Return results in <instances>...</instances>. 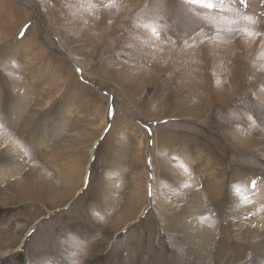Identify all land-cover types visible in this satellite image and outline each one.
Listing matches in <instances>:
<instances>
[{"label":"rangeland","instance_id":"rangeland-1","mask_svg":"<svg viewBox=\"0 0 264 264\" xmlns=\"http://www.w3.org/2000/svg\"><path fill=\"white\" fill-rule=\"evenodd\" d=\"M263 94L264 0H0V264H264Z\"/></svg>","mask_w":264,"mask_h":264},{"label":"bare ground","instance_id":"bare-ground-1","mask_svg":"<svg viewBox=\"0 0 264 264\" xmlns=\"http://www.w3.org/2000/svg\"><path fill=\"white\" fill-rule=\"evenodd\" d=\"M66 11V10H65ZM83 11V10H82ZM71 13V12H70ZM53 16V15H52ZM49 20V19H48ZM52 20V19H51ZM32 33V32H31ZM34 34V33H33ZM30 38V37H29ZM31 39V38H30ZM29 39V40H30ZM24 40V39H23ZM27 40L25 39L24 41H22V42H26ZM25 45H26V43H24ZM23 44V45H24ZM29 46H30V44H29ZM17 48V47H16ZM31 50H33V49H31ZM72 61H74L75 62V64H79V61H76V60H74V59H72ZM158 61V60H157ZM82 68V67H81ZM85 73V72H84ZM264 95V94H263ZM16 96V95H15ZM120 117H121V115H120ZM118 123V122H117ZM129 123V122H128ZM116 125V124H115ZM119 125V124H118ZM106 126V125H105ZM117 127V126H116ZM122 127V126H121ZM104 128V127H103ZM134 128V127H133ZM119 129V128H118ZM114 130V129H113ZM117 130V129H116ZM124 130V129H123ZM138 131V130H137ZM110 133H111V131H110ZM119 133V132H118ZM158 134H159V132H157ZM100 135V134H99ZM2 136V135H1ZM118 136V135H117ZM142 137V136H141ZM141 140V139H140ZM153 140V139H152ZM155 140V139H154ZM111 141V140H110ZM138 141H139V139H138ZM150 143V142H149ZM140 145V144H139ZM138 145V146H139ZM146 146V145H145ZM148 146V145H147ZM153 146V145H152ZM151 146V147H152ZM141 147V146H140ZM18 147H17V145L15 146L13 143H12V141H10V140H6V139H4L3 138V136L2 137H0V152H2V153H9L10 155L9 156H12V157H16L17 155H18V149H17ZM138 148V147H137ZM147 148V147H146ZM91 151V150H90ZM56 152V151H55ZM17 153V154H16ZM168 153V152H167ZM156 154V153H155ZM18 157V156H17ZM139 157V156H138ZM133 158V157H132ZM134 159V158H133ZM167 159V158H166ZM53 161V160H52ZM134 162V161H133ZM137 163H139V162H137ZM2 164V163H1ZM140 164V163H139ZM168 164V163H167ZM164 165V164H163ZM169 165V164H168ZM157 166V165H156ZM159 166V165H158ZM171 166V165H170ZM173 166V165H172ZM179 167V166H178ZM3 168V167H2ZM1 168V169H2ZM175 168V167H174ZM5 169V168H4ZM3 170V169H2ZM162 170V169H161ZM174 171H175V169H173ZM144 171V170H143ZM177 172V171H176ZM3 173H5L4 171H3ZM33 175V174H32ZM148 175V174H147ZM179 175V174H178ZM138 177V176H137ZM180 177L181 178H183V180H185L187 183H189V184H191L192 182H191V178L189 177V176H187V175H183V174H180ZM178 179V178H177ZM214 179V178H213ZM16 180V179H15ZM15 180H14V182H15ZM182 180V179H181ZM212 180V179H211ZM210 180V181H211ZM221 180H222V177H218L217 178V180L215 181V182H217V183H213L212 182V187H211V192H213L212 194L213 195H216V189L218 190V188H217V186H219L220 184H221ZM2 181V180H1ZM156 178H155V182H153L152 183V185H153V187H151L150 188V191H151V194H153L154 193V189H155V186L157 185V183H156ZM157 182H159V181H157ZM160 183V182H159ZM211 186V185H210ZM209 187V186H208ZM156 192L157 191H159L158 190V188L156 187ZM29 191H30V186H29ZM199 194V193H198ZM158 195V201H155V203H158L159 204V206H160V211H161V209H162V211L163 212H166V213H169L167 210L168 209H170L169 208V206L167 205V202L168 201H166L165 199H164V197H161V194L160 193H158L157 194ZM202 195V194H201ZM200 195V196H201ZM141 196H143V195H141ZM193 196H195V194L193 195ZM189 197V196H188ZM196 197V196H195ZM215 197V196H214ZM213 198V197H212ZM148 199V198H147ZM200 199V198H199ZM195 200V199H194ZM152 202H153V200H152ZM254 204H258V203H256V202H254V201H252ZM141 203V202H140ZM137 204V203H136ZM196 204V205H195ZM199 204V205H198ZM138 205V204H137ZM198 205V206H197ZM201 205V207H202V203H201V200H196V202L194 203V204H189L188 206H189V208H192V207H194L195 208V210L197 211L198 210V207ZM122 207V206H121ZM126 207H128V206H126ZM200 207V208H201ZM143 208V207H142ZM136 210H138V209H136ZM159 210H156V209H152L151 210V213L152 212H154V214H155V217H157L156 216V214H158V213H160L159 212ZM202 210V209H201ZM255 212V207H253V206H249V205H247L246 207H245V212H243L244 214L246 213V214H252V213H254ZM259 212V211H258ZM259 213H261V212H259ZM153 214V213H152ZM240 214H242V213H240ZM262 214V213H261ZM160 215H162V214H160ZM170 215V214H169ZM264 215V214H263ZM240 216V215H239ZM161 217H163V218H167L168 216H161ZM157 218H160L159 217V214H158V217ZM242 220H244V217L242 218ZM138 221V220H137ZM173 221H175L174 220V218H173ZM229 228V227H228ZM238 228V227H237Z\"/></svg>","mask_w":264,"mask_h":264},{"label":"crops","instance_id":"crops-1","mask_svg":"<svg viewBox=\"0 0 264 264\" xmlns=\"http://www.w3.org/2000/svg\"><path fill=\"white\" fill-rule=\"evenodd\" d=\"M78 4H79V2H77ZM62 6H64V4L62 3L61 4ZM68 7H69V5H66V6H64L63 7V11H65V10H67L68 9ZM69 10H70V8H69ZM73 10V9H72ZM83 10V11H82ZM85 12V9L84 8H82V7H79V6H77L76 8H75V13H77V14H80V13H84ZM75 13L74 14H72L71 15V17H73L74 15H75ZM64 15H65V13H64ZM83 16H77V17H74V18H76V20H77V22L78 23H80V19L82 18ZM85 17H87L88 19H89V16H85ZM64 18H66V19H68L67 21H72L74 18H68V15H67V17L65 16ZM66 19H64V21H66ZM93 21V20H92ZM36 49H38V50H40V49H42V47L41 46H39V47H37ZM9 109V108H8ZM11 111H12V108H11ZM12 113H13V111H12ZM182 113H180V115H181ZM183 115V114H182ZM14 124V123H13ZM238 143V142H237ZM247 174H249V172L247 173ZM241 175H244V174H242V172H241ZM218 177H222V182H224V177H225V173H222L221 175L220 174H217V178ZM160 180V179H159ZM158 180V181H159ZM259 189H260V191L261 190H264V188H263V186H262V184H259ZM223 188V187H222ZM238 188H243V189H245L246 190V188H247V186L246 187H241V186H234L233 187V189H232V192H233V194H234V197L237 199V198H239V193H243V192H245V191H243V192H237V189ZM159 190V189H158ZM253 192V191H252ZM257 193V192H256ZM161 194V193H160ZM263 198H264V195H263ZM252 201H254V202H256V203H262L261 201H259V200H253L252 199Z\"/></svg>","mask_w":264,"mask_h":264},{"label":"snow or ice","instance_id":"snow-or-ice-1","mask_svg":"<svg viewBox=\"0 0 264 264\" xmlns=\"http://www.w3.org/2000/svg\"><path fill=\"white\" fill-rule=\"evenodd\" d=\"M192 2H205V0H192ZM242 2H243V0H242Z\"/></svg>","mask_w":264,"mask_h":264}]
</instances>
